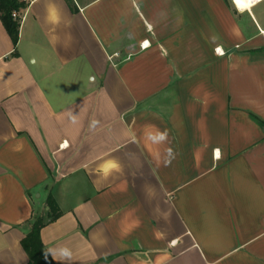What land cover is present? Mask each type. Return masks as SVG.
<instances>
[{"label": "crops", "instance_id": "0c3cea01", "mask_svg": "<svg viewBox=\"0 0 264 264\" xmlns=\"http://www.w3.org/2000/svg\"><path fill=\"white\" fill-rule=\"evenodd\" d=\"M263 6L34 0L16 49L0 19V264L49 196L54 264H264Z\"/></svg>", "mask_w": 264, "mask_h": 264}, {"label": "trees", "instance_id": "16d2710c", "mask_svg": "<svg viewBox=\"0 0 264 264\" xmlns=\"http://www.w3.org/2000/svg\"><path fill=\"white\" fill-rule=\"evenodd\" d=\"M27 8L28 6L20 3L19 0H0V19L15 49L19 43L21 22L14 20L12 15L14 12L22 13ZM47 206L49 207V212L46 213L47 217L46 214L35 216L30 232L21 241V245L29 258L28 264H54L41 240V231L49 223L54 222L59 215L52 196L48 197Z\"/></svg>", "mask_w": 264, "mask_h": 264}, {"label": "clouds", "instance_id": "9594fccd", "mask_svg": "<svg viewBox=\"0 0 264 264\" xmlns=\"http://www.w3.org/2000/svg\"><path fill=\"white\" fill-rule=\"evenodd\" d=\"M73 120L75 118L73 117ZM96 121H93V126H95ZM168 131L163 130V131H157L155 134H150L148 135L147 139L151 141L154 144H160V143H166L168 142ZM175 154L173 149L169 148L167 150V157L164 160V163L170 164L171 160L174 158ZM120 170V165L119 162L116 160H109L105 164H103L100 168L101 173L103 174L104 177H108L113 171H119ZM57 251L59 252V258L61 260H70L71 258V251L67 247H62L58 250H54L51 252V254L55 257L57 254Z\"/></svg>", "mask_w": 264, "mask_h": 264}, {"label": "built area", "instance_id": "2783aa9c", "mask_svg": "<svg viewBox=\"0 0 264 264\" xmlns=\"http://www.w3.org/2000/svg\"><path fill=\"white\" fill-rule=\"evenodd\" d=\"M19 1H20V3H24V4H26L27 6H29L30 4L33 3L34 0H19ZM232 1L235 3L234 0H232ZM262 1H263V0H255L254 3H255V4H259V3H261ZM12 17H13L14 20L20 21V22L22 23L23 16L21 15V13H19V12H14L13 15H12ZM263 36H264V33H263Z\"/></svg>", "mask_w": 264, "mask_h": 264}, {"label": "bare ground", "instance_id": "6f19581e", "mask_svg": "<svg viewBox=\"0 0 264 264\" xmlns=\"http://www.w3.org/2000/svg\"><path fill=\"white\" fill-rule=\"evenodd\" d=\"M235 1V0H234ZM255 2V0H254ZM254 2L249 3L248 0H242L241 5L238 6V4L235 2L234 5L236 6L239 11H249L250 9L252 10V7L256 5Z\"/></svg>", "mask_w": 264, "mask_h": 264}, {"label": "snow or ice", "instance_id": "6c2138e0", "mask_svg": "<svg viewBox=\"0 0 264 264\" xmlns=\"http://www.w3.org/2000/svg\"><path fill=\"white\" fill-rule=\"evenodd\" d=\"M235 2H236V3L238 4V6H239V5H241L242 0H235ZM248 2H249V3H252V2H254V0H248ZM217 51H220V50L218 49ZM217 155H219V152H217Z\"/></svg>", "mask_w": 264, "mask_h": 264}, {"label": "rangeland", "instance_id": "374dc122", "mask_svg": "<svg viewBox=\"0 0 264 264\" xmlns=\"http://www.w3.org/2000/svg\"><path fill=\"white\" fill-rule=\"evenodd\" d=\"M264 7V6H263ZM263 39H264V36H263ZM44 196V195H43ZM35 197H38V194L35 195ZM44 198V197H43Z\"/></svg>", "mask_w": 264, "mask_h": 264}]
</instances>
